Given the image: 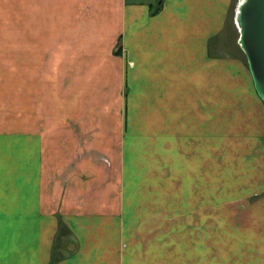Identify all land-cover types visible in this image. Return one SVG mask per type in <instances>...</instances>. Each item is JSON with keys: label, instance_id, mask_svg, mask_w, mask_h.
Returning <instances> with one entry per match:
<instances>
[{"label": "crops", "instance_id": "crops-1", "mask_svg": "<svg viewBox=\"0 0 264 264\" xmlns=\"http://www.w3.org/2000/svg\"><path fill=\"white\" fill-rule=\"evenodd\" d=\"M236 2L0 0L8 51L119 60L126 84L117 185L63 188L39 127L0 131V264H264V200L204 196L223 112L236 138L264 139V105L236 38L223 54ZM157 162L164 200L137 181Z\"/></svg>", "mask_w": 264, "mask_h": 264}, {"label": "rangeland", "instance_id": "rangeland-1", "mask_svg": "<svg viewBox=\"0 0 264 264\" xmlns=\"http://www.w3.org/2000/svg\"><path fill=\"white\" fill-rule=\"evenodd\" d=\"M239 1L227 14V24L235 22ZM226 37L223 54L234 52L238 29L235 34L226 29L222 39ZM16 51H8L0 39V131H23L29 123L30 129L39 127L46 137L47 166L53 171L54 163L56 169L61 165L63 188L88 186L96 191L104 183L117 185L126 97L119 60H22ZM227 71L223 64V73ZM229 114L223 112L221 144L210 146L205 199L263 201L264 139L254 144L233 136ZM162 163L157 162V175L152 170L137 177L142 185H157L159 200L165 199Z\"/></svg>", "mask_w": 264, "mask_h": 264}, {"label": "water", "instance_id": "water-1", "mask_svg": "<svg viewBox=\"0 0 264 264\" xmlns=\"http://www.w3.org/2000/svg\"><path fill=\"white\" fill-rule=\"evenodd\" d=\"M234 20L253 89L264 104V0H240Z\"/></svg>", "mask_w": 264, "mask_h": 264}]
</instances>
